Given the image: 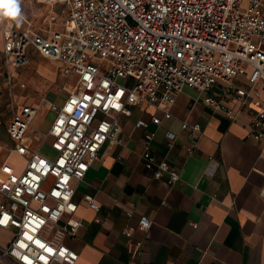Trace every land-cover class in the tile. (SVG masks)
<instances>
[{"label": "built area", "instance_id": "1", "mask_svg": "<svg viewBox=\"0 0 264 264\" xmlns=\"http://www.w3.org/2000/svg\"><path fill=\"white\" fill-rule=\"evenodd\" d=\"M21 1L11 0L16 7ZM32 2L48 8L44 22L35 23ZM29 10L10 18L0 8L9 154L25 161L20 174L1 167L0 230L11 238L0 246V264H76L78 254L62 242L64 236L75 237L80 224L73 218L72 181L84 178L105 144L121 145L120 122L131 117V108L165 110L189 88L233 119V111L212 96L216 87L243 104L258 98L259 88L264 90V0H32ZM29 49L62 65L71 86L61 105L16 101L15 92L25 90L19 71L30 62ZM239 76L247 77V88L236 83ZM42 103L55 112L48 132L40 134L43 140L51 137L52 158L31 150L27 136L36 131L31 123ZM258 104L247 136L261 144L264 156V100ZM150 121L160 122L155 116ZM135 125L147 123L138 120ZM192 130L200 133L197 125ZM167 137L171 147L174 136ZM149 144L150 139L144 142L140 155L145 169L154 180L178 182V173L157 160ZM83 200L98 211L92 196ZM151 225L140 216L136 229L147 232ZM132 231L122 233L130 237Z\"/></svg>", "mask_w": 264, "mask_h": 264}, {"label": "crops", "instance_id": "2", "mask_svg": "<svg viewBox=\"0 0 264 264\" xmlns=\"http://www.w3.org/2000/svg\"><path fill=\"white\" fill-rule=\"evenodd\" d=\"M34 5L32 2L31 9L37 13L35 23L44 22L43 8H48L35 9ZM28 53L30 62L19 71L25 90L15 92L16 101L37 106L44 99L61 105L71 86L62 65L32 49ZM0 64L3 72L1 51ZM32 75L39 92L43 90L39 78L51 83L59 75L61 93L40 94V99H34L28 92L29 86L33 87L29 83ZM236 83L248 87L246 76L237 77ZM212 96L233 111V119L207 106L189 88H183L165 110L133 107L131 117L121 119V145L105 144L84 178L72 181L77 205L73 218L80 224L76 236H64L62 242L78 254L76 264H264V201L260 197L264 156L260 154L261 144L247 136L250 117L258 110V101L264 100V90L259 88L258 98L244 104L225 97L220 86ZM42 105L49 117L27 136L31 150L40 152L45 145L53 155L51 137L43 140L40 134L48 132L55 112L46 103ZM152 116L160 120L159 124L150 121ZM9 120L5 87L0 81V172L6 165L20 174L25 161L20 169L9 162L12 156L21 158L9 154ZM138 120L147 126L137 127ZM195 125L200 128L199 134L192 130ZM35 132L39 145L33 138ZM167 134L174 136L171 147ZM149 139L152 155L165 160L178 173L175 184H169L165 177L154 180L145 169L140 155ZM85 195L92 196L98 211L87 207ZM140 216L152 221L147 232L136 229ZM130 228L131 236L125 237L122 232ZM0 231L11 238L10 232Z\"/></svg>", "mask_w": 264, "mask_h": 264}, {"label": "rangeland", "instance_id": "3", "mask_svg": "<svg viewBox=\"0 0 264 264\" xmlns=\"http://www.w3.org/2000/svg\"><path fill=\"white\" fill-rule=\"evenodd\" d=\"M35 9H38V8H42L41 5H34ZM18 10L19 12L21 13H24L25 15H28L30 13L31 10H29V1L28 0H24V1H21L19 4H18ZM43 11L45 12V8H43ZM58 11V10H57ZM42 12V11H41ZM34 59H37V57H33ZM39 58V57H38ZM37 61V60H36ZM36 71H37V67L36 68H33V74H36ZM1 74H3L2 72V67H1V64H0V81L3 82V77L1 76ZM37 79L35 78L34 75H32L30 77V81L29 83L33 86H29V90L28 92H30L31 96L38 100V98L40 99V96L41 97H44L43 95L45 93H50L51 95L55 96V95H59L61 93L60 91V87H61V84H62V79L61 77L59 78V75H56V78L54 81H52L51 83L50 82H42L39 78V83L42 84L40 85V87L43 88V90H41L40 92L37 91L34 87L38 88L37 86H35V83H36ZM74 81V79L72 80V82ZM6 93V91H5ZM41 94V95H40ZM40 95V96H39ZM56 99V97H55ZM44 100V99H42ZM58 100V97L56 99V101ZM43 106V105H42ZM41 106V107H42ZM49 113L45 111V109L42 107L41 110L39 111L38 115L35 117V119H33V122L31 123V127L34 129V130H38L41 128L42 126V123L47 121L49 115ZM43 121V122H42ZM33 138L35 140V143L36 145H39L40 144V141H39V136L35 133H33ZM40 153L42 155H46L47 153L49 155H47V157L49 158H52L53 155H51L49 152H48V148L47 146H43V148L41 149ZM14 167H16L17 169H20L23 165H24V159L23 158H18V157H11L10 161H9ZM10 239V237L8 235H5L3 234L1 231H0V246H3L7 240Z\"/></svg>", "mask_w": 264, "mask_h": 264}, {"label": "clouds", "instance_id": "4", "mask_svg": "<svg viewBox=\"0 0 264 264\" xmlns=\"http://www.w3.org/2000/svg\"><path fill=\"white\" fill-rule=\"evenodd\" d=\"M0 8L6 9L3 13L6 17L16 18L18 15V9L12 4L11 0H0ZM17 23H19V20H17Z\"/></svg>", "mask_w": 264, "mask_h": 264}]
</instances>
